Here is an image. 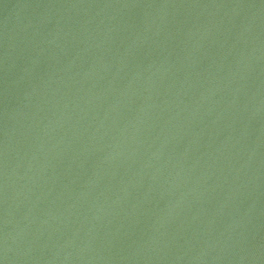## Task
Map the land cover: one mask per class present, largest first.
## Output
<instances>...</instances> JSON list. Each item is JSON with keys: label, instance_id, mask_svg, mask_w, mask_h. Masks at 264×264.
I'll return each instance as SVG.
<instances>
[{"label": "water", "instance_id": "obj_1", "mask_svg": "<svg viewBox=\"0 0 264 264\" xmlns=\"http://www.w3.org/2000/svg\"><path fill=\"white\" fill-rule=\"evenodd\" d=\"M0 264H264V0H0Z\"/></svg>", "mask_w": 264, "mask_h": 264}]
</instances>
